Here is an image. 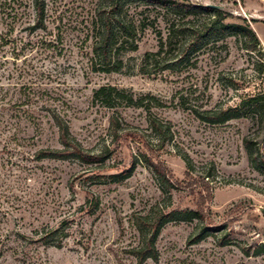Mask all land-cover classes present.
<instances>
[{
    "label": "rangeland",
    "instance_id": "rangeland-1",
    "mask_svg": "<svg viewBox=\"0 0 264 264\" xmlns=\"http://www.w3.org/2000/svg\"><path fill=\"white\" fill-rule=\"evenodd\" d=\"M38 1L46 29L32 30L36 0H0V264H138L130 253L138 243L135 217L170 202V189H161L141 154L172 176L174 206L202 207L211 230L193 243L197 221L168 223L158 260L144 264H264V253H255L264 243V175L250 166L244 145L248 136L264 139L248 105L264 94V0H191L245 18L259 39L255 51L247 38L216 35L190 63L165 71L145 63L159 51L148 28L136 51L121 50L123 65L112 72L93 51L111 0ZM122 8L132 14L137 6ZM103 86L157 101L151 112L123 99L107 107L94 100ZM229 106L245 116L212 125L194 113ZM54 114L84 149L107 147L110 159L38 160L39 150L61 148ZM133 163L130 178L109 177ZM52 233L60 246L42 243Z\"/></svg>",
    "mask_w": 264,
    "mask_h": 264
},
{
    "label": "trees",
    "instance_id": "trees-1",
    "mask_svg": "<svg viewBox=\"0 0 264 264\" xmlns=\"http://www.w3.org/2000/svg\"><path fill=\"white\" fill-rule=\"evenodd\" d=\"M125 2L136 4L137 8L132 14H125L122 5ZM35 8L38 25L32 30L46 29L45 5L36 0ZM112 11L108 16L100 14L95 26L98 34L95 37L94 54L101 58L104 72L119 71L123 65L119 59L122 49L136 51L138 49V35L152 28L159 37V51L147 53L145 63L151 66H161L162 70L173 71L185 63L191 62V56L202 51V48L211 38L220 35L227 37H244L249 39L250 44L246 47L255 51L259 45L256 32L242 16H235L217 6L201 5L191 0H111ZM154 8L156 14H150L148 9ZM164 26L165 33L162 31ZM114 63V64H113ZM113 64V66H111ZM145 69L144 66L142 68ZM102 99L107 107H112L111 102L115 99H123L127 105L146 108L151 112L153 101L157 98L151 94L137 98L133 94L127 95L124 90L116 87L103 86L94 94V100ZM147 99V104L145 100ZM250 106L254 107L255 117L264 132V94L260 93L251 97ZM194 113L200 120L212 125L225 124L245 116L238 106L216 108L211 110L197 111ZM55 126L58 128L61 148L41 149L37 152L38 160H78L86 164H101L110 159L112 151L105 147L97 152H89L71 134L70 125L59 114L52 116ZM151 127L157 132L160 130L156 118L149 119ZM114 124V120L112 122ZM164 144V139L160 138ZM244 145L248 154L250 166L264 175V139L246 137ZM141 161L154 172L160 182L161 189H170L169 204L157 205L147 214L138 215L134 220V227L138 234V243L130 251L138 264H144L149 260L156 261L159 257L158 240L164 227L171 222H194L197 221L199 233L193 241L196 243L210 233L207 228L208 218L202 207L197 209L177 208L172 202V190L174 180L162 165L154 163L146 154H141ZM136 163L120 174H111L109 177L114 181H123L132 176ZM56 233L42 238L46 246H60L54 242ZM195 237V236H194ZM257 255L264 253V243L256 248Z\"/></svg>",
    "mask_w": 264,
    "mask_h": 264
}]
</instances>
